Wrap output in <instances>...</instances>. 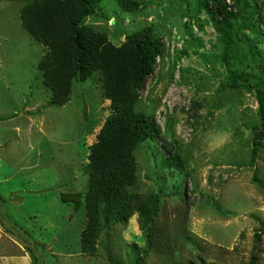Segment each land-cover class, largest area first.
<instances>
[{
  "label": "rangeland",
  "instance_id": "1",
  "mask_svg": "<svg viewBox=\"0 0 264 264\" xmlns=\"http://www.w3.org/2000/svg\"><path fill=\"white\" fill-rule=\"evenodd\" d=\"M42 1L0 0V264H264L255 90L264 80V0H226L237 15L227 55L203 0H129L130 10L96 0L83 21L90 32L118 48L150 29L161 55L135 104L157 138L134 149L126 209L98 217L89 253L88 156L111 102L94 72L72 82L63 105L51 104L39 64L52 52L21 19ZM233 75L248 88L232 87Z\"/></svg>",
  "mask_w": 264,
  "mask_h": 264
},
{
  "label": "trees",
  "instance_id": "2",
  "mask_svg": "<svg viewBox=\"0 0 264 264\" xmlns=\"http://www.w3.org/2000/svg\"><path fill=\"white\" fill-rule=\"evenodd\" d=\"M130 10L129 0H119ZM96 0H43L22 10L21 19L29 34L47 44L52 53L39 64L45 85L52 91L51 104L63 105L71 92L74 80L85 82L92 73L102 75L104 96L111 102V116L107 119L91 146L88 156L89 185L85 202L90 225L82 234V248L89 253L93 248V234L98 217L118 216L126 209L128 187L134 181L136 146L147 140L155 141L157 129L143 113L135 110L144 80L152 75L161 45L146 29L129 36L121 47H114L83 25L92 16ZM203 7L220 32L225 53L231 47L232 12L226 0H203ZM221 18L220 21L218 19ZM244 26L256 31L254 21L247 17ZM250 42V41H249ZM251 43V42H250ZM247 42L252 51L254 46ZM253 54V52H252ZM246 87L233 75L232 87ZM257 103L264 128V80L255 85ZM256 138L262 135L255 133ZM257 156L253 147L252 160ZM165 164L171 162L165 158ZM157 211H155L156 214ZM254 264V258H252Z\"/></svg>",
  "mask_w": 264,
  "mask_h": 264
}]
</instances>
